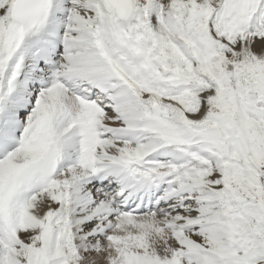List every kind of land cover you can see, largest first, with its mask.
Here are the masks:
<instances>
[{
  "label": "snow or ice",
  "instance_id": "1",
  "mask_svg": "<svg viewBox=\"0 0 264 264\" xmlns=\"http://www.w3.org/2000/svg\"><path fill=\"white\" fill-rule=\"evenodd\" d=\"M0 264H264V0H0Z\"/></svg>",
  "mask_w": 264,
  "mask_h": 264
}]
</instances>
